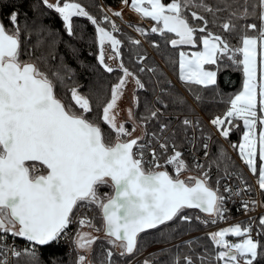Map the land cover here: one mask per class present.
Masks as SVG:
<instances>
[{
	"label": "snow or ice",
	"instance_id": "6c2138e0",
	"mask_svg": "<svg viewBox=\"0 0 264 264\" xmlns=\"http://www.w3.org/2000/svg\"><path fill=\"white\" fill-rule=\"evenodd\" d=\"M122 3L162 63L132 36L125 61L122 10L0 0V264H264V0Z\"/></svg>",
	"mask_w": 264,
	"mask_h": 264
},
{
	"label": "trees",
	"instance_id": "16d2710c",
	"mask_svg": "<svg viewBox=\"0 0 264 264\" xmlns=\"http://www.w3.org/2000/svg\"><path fill=\"white\" fill-rule=\"evenodd\" d=\"M82 2L89 6L90 11H92L94 14L99 16L100 9L93 6L94 4H104L106 7L111 6L113 8V7H116L120 2H122V0H82ZM118 18L121 20L120 17H118ZM138 24H142V26H146V22L138 23ZM126 25L129 26L132 24L126 23ZM81 27H85V30L89 34L88 39L86 41L77 40V41H75V43H77V45L82 48V53H81L82 58H85L88 61L94 62L95 56L89 55V45H91L93 52L97 51L96 45L92 42V33H93L94 29L92 28V26L90 24H87L86 21L83 19H82ZM133 28H134V25H132V29ZM121 29H122V32H119L118 36H121V38H123L125 40V44L123 45V50H124V54H125L124 59L126 62H129L128 57L130 54V49H132L133 46L129 44V42L127 40V36L135 37V35L133 33H131V31H128L124 28H121ZM78 30H79V28H78ZM125 34H127V35H125ZM151 35L158 37V34H151ZM145 43L150 45L149 40H147V39H146ZM141 46L143 49H146L148 51V49L146 48V46L142 42H141ZM60 49H61V51L65 52L66 55L69 56V62L75 66V61L71 59V56L68 53V50L64 47L63 44L60 45ZM149 50H151L154 53V55L158 59L161 60L160 56L158 55V52L154 51L151 45H150ZM152 59L154 60L153 57H151V61H152ZM151 61H150V63H151ZM169 74H171V73H169ZM226 77H227L228 82H225ZM173 78H175V77L173 76ZM145 79H147L146 76H145ZM219 79H220V86L224 90V92H226V93L232 92V91L238 89L241 85V73H239L237 71H233L231 69H226L223 73H221ZM223 107H224L223 104H219V103L211 101V100H206L205 104H204V108L206 110L202 111V112H204L205 115L209 118V116L212 113L219 112ZM240 135H241V133L234 129L231 133V139L236 141L239 139ZM213 151H216L215 145L213 146ZM235 152L237 153V151H235ZM206 229L207 228H205L203 225H201L199 231L194 230L190 233V235H195L194 237H196L197 239L204 241V242H207V237L205 235ZM183 238H185V237H182V239ZM229 238H231V237H229Z\"/></svg>",
	"mask_w": 264,
	"mask_h": 264
},
{
	"label": "rangeland",
	"instance_id": "374dc122",
	"mask_svg": "<svg viewBox=\"0 0 264 264\" xmlns=\"http://www.w3.org/2000/svg\"><path fill=\"white\" fill-rule=\"evenodd\" d=\"M129 3H130V0H129ZM114 9H119V10H122V12H123V19H119L118 17H114V19H116V20H118V21H122L125 25H126V23H128V24H132V25H137L138 23H142L141 21H140V18L138 17V15L133 11V10H131L130 8H126L125 7V5L122 3V2H120L116 7H113ZM141 25V27H144V26H142V24H140ZM128 28H124V29H126V30H128V31H131V33H133L134 35H135V37L137 38V39H140L141 40V42L146 46V48L148 49V51H149V53H150V55H151V57H153L154 58V60L152 59V61H156L157 63H162V61L160 60V59H158L155 55H154V53L151 51V50H149V48H150V45L149 44H146L145 42H146V39H144L143 37H141L135 30H134V28L132 29V27H130V26H128V25H126ZM118 33L119 32H117L116 33V35H118ZM171 75V74H170ZM173 79H175V78H173ZM177 86L179 87V82L177 81ZM131 89H132V85L130 84L129 85V94H128V97H126L125 98V101H124V103L125 104H127V102H128V99L130 98V95H131ZM204 117H205V119H209L206 115H205V113L204 112H200ZM224 146V145H223ZM225 147V146H224ZM225 148H227V147H225ZM228 152L231 154V156H232V158H233V160L235 161V164L237 165V167L239 168V170L240 171H242L241 169H240V167H239V165H238V162H237V160L234 158V154L235 155H237L238 156V154L233 150V149H231V148H229V146H228ZM239 158V157H238ZM240 161V160H239ZM242 162V161H241ZM243 164V163H242ZM251 175H253L252 173H251ZM253 177H255L254 179L255 180H257V177L255 176V175H253ZM256 184H257V182H256ZM227 222H225L224 224L222 223L220 226L221 227H223V226H227ZM214 230H216L215 228H212V227H209V228H207L206 229V231L205 232H209V231H214ZM191 236H195V235H191ZM187 237H185V238H183V239H186ZM149 250H151V249H149Z\"/></svg>",
	"mask_w": 264,
	"mask_h": 264
},
{
	"label": "built area",
	"instance_id": "2783aa9c",
	"mask_svg": "<svg viewBox=\"0 0 264 264\" xmlns=\"http://www.w3.org/2000/svg\"><path fill=\"white\" fill-rule=\"evenodd\" d=\"M116 20V19H115ZM117 25L119 26V28H128L122 21H118L116 20ZM200 115L202 116L203 120H204V124L205 127L210 130L213 131L211 128V125L208 123V120L205 119V117L200 113ZM214 138L219 140L220 143L222 145H224L225 147H227L228 149V144L224 142L223 138L219 137L218 135L214 134ZM230 148V147H229ZM234 158L237 160L238 165L240 167V169L242 170V172L244 173V177L246 179V182L249 185H252L253 187V192L251 193V195L253 197H255L256 199H259V196L257 195V184L255 179L253 178V176L250 174V172L244 167V165L239 161V159L236 157V155H233ZM231 182V181H230ZM237 183H239V181H236ZM228 207L231 209V218L229 219V221H227V223H235L237 221H243L246 220V217L242 214L243 210L241 209V211H237V205L233 204L231 201L228 203ZM261 211V209L257 208L256 212L259 213ZM224 224V223H223Z\"/></svg>",
	"mask_w": 264,
	"mask_h": 264
},
{
	"label": "crops",
	"instance_id": "0c3cea01",
	"mask_svg": "<svg viewBox=\"0 0 264 264\" xmlns=\"http://www.w3.org/2000/svg\"><path fill=\"white\" fill-rule=\"evenodd\" d=\"M256 182H257V180H256Z\"/></svg>",
	"mask_w": 264,
	"mask_h": 264
}]
</instances>
